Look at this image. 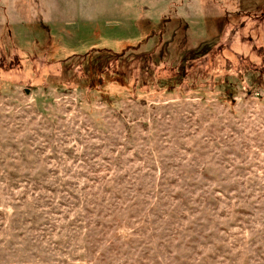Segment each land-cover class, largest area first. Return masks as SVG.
<instances>
[{"label": "rangeland", "instance_id": "obj_1", "mask_svg": "<svg viewBox=\"0 0 264 264\" xmlns=\"http://www.w3.org/2000/svg\"><path fill=\"white\" fill-rule=\"evenodd\" d=\"M0 264H264V0H0Z\"/></svg>", "mask_w": 264, "mask_h": 264}, {"label": "trees", "instance_id": "obj_2", "mask_svg": "<svg viewBox=\"0 0 264 264\" xmlns=\"http://www.w3.org/2000/svg\"><path fill=\"white\" fill-rule=\"evenodd\" d=\"M251 71V70H250ZM257 71V70H256ZM259 71V70H258ZM236 73H234V76L232 77H225V76H221V78H224L223 81H229V80H232L231 78L235 79L234 82L238 81L240 83H242V81H246V78L249 76L247 75L248 73H245V72H242L240 70H237L235 71ZM254 72V71H251V73ZM237 78V79H236ZM101 77L98 79L99 82L101 81ZM251 88H254V89H251ZM249 88V90H246V92L252 94L257 88H259L258 86L256 85H252V87Z\"/></svg>", "mask_w": 264, "mask_h": 264}]
</instances>
